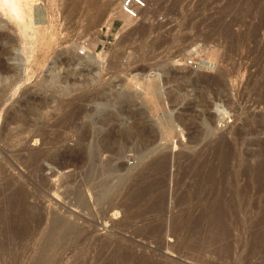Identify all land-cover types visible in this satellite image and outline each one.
<instances>
[{
	"label": "rangeland",
	"instance_id": "rangeland-1",
	"mask_svg": "<svg viewBox=\"0 0 264 264\" xmlns=\"http://www.w3.org/2000/svg\"><path fill=\"white\" fill-rule=\"evenodd\" d=\"M20 1L0 14V264H264V0H143L123 43L107 0ZM80 47L104 56L94 80L71 72ZM122 90L137 98L114 103ZM132 121L154 138L141 160L120 133ZM93 144L110 149L100 163L129 146L107 158L121 169L86 178ZM104 179L124 208L101 210ZM78 181L84 208L70 205Z\"/></svg>",
	"mask_w": 264,
	"mask_h": 264
},
{
	"label": "bare ground",
	"instance_id": "bare-ground-1",
	"mask_svg": "<svg viewBox=\"0 0 264 264\" xmlns=\"http://www.w3.org/2000/svg\"><path fill=\"white\" fill-rule=\"evenodd\" d=\"M19 1L20 0H0V14L2 15V17L4 16V15H11V17L12 16H14V17H18V14H19ZM68 1V0H67ZM66 1V2H67ZM78 1V0H77ZM120 1V0H119ZM147 1V0H146ZM21 2V1H20ZM63 2V1H62ZM69 2V1H68ZM67 2V3H68ZM76 2V1H75ZM81 2V1H80ZM80 2H78V5H79V3ZM107 3V6H108V8H110V7H112L111 9L112 10H110V11H112L111 12V14H109L110 16H111V18H113V17H116V16H118L120 19H121V21L123 22L122 24V27H120L121 29H119V31H118V33L116 34V36H115V39L117 40H122V39H126V38H121V39H119V37L121 36V33L122 32H124V33H126V35L127 34H130V32L128 33V32H126V31H129V30H132L133 28H132V26L133 25H129V24H134L133 22V20H130V19H128L124 14H122V12H121V4L119 5V3L117 2V0H107L106 1ZM123 2V1H122ZM71 3V2H70ZM82 3H83V1H82ZM117 3V4H116ZM73 4L74 5H77L76 3H72L71 5L73 6ZM117 6H116V5ZM68 5V4H67ZM88 5V4H87ZM145 5V4H144ZM65 6V5H64ZM80 6V5H79ZM79 6H77V7H79ZM115 6V7H114ZM146 6V5H145ZM72 8V7H71ZM74 8L75 7H73V11H74ZM78 9V8H77ZM72 10V9H71ZM109 10V9H108ZM146 10V9H145ZM144 9H143V13H144V11H145ZM148 11V10H147ZM142 13V10H140L139 11V13L138 14H141ZM150 13H151V11H150ZM149 13V14H150ZM108 14V13H107ZM142 15V14H141ZM144 15V14H143ZM146 15H144L143 17V20H145V18L147 19V17H145ZM150 16L152 17V13L150 14ZM4 18V17H3ZM149 18V17H148ZM151 19V18H150ZM149 19V20H150ZM148 20V19H147ZM5 21H3V23H4ZM144 22V21H143ZM145 23V22H144ZM147 21H146V24H143L142 23V25H146V27H147ZM150 23V22H149ZM165 23V22H164ZM162 25V24H161ZM160 25V26H161ZM149 26V25H148ZM163 26V25H162ZM134 27V29L133 30H135V29H139L140 27L138 26V28H135V27H137V26H133ZM153 27V26H152ZM157 27V26H156ZM159 27V26H158ZM157 27V28H158ZM148 28V27H147ZM161 28V27H160ZM149 29V28H148ZM147 29V30H148ZM151 29H153V28H151ZM150 29V30H151ZM133 30H132V32L131 33H133ZM146 30V31H147ZM150 30H148L149 31V33H150ZM155 30V29H154ZM152 31V30H151ZM134 32H136V31H134ZM123 33V35H125ZM122 35V37H125V36H123ZM117 40V41H118ZM119 41V42H120ZM123 41H125V40H123ZM152 41V40H151ZM122 42V41H121ZM117 43V42H116ZM115 43V44H116ZM123 43V42H122ZM118 44V43H117ZM116 44V45H117ZM92 46V45H91ZM118 46V45H117ZM119 46H121L120 44H119ZM153 46V45H152ZM82 47H80L79 49H81ZM83 49V48H82ZM78 50V49H77ZM84 51H83V55H76L74 52H72L71 53V56L73 57V62H74V64H73V67H72V70H71V72H72V74H76L78 77H80V78H83V80H85V79H88V80H94V79H96L97 78V76L99 75V73H100V71L102 70V68H103V63H104V56L102 55V54H97L96 52H95V50L93 51L92 49H89L88 47L87 48H85V49H83ZM20 51V50H19ZM13 52V55L14 56H12V60H15L16 58H17V56H16V52H18V50L17 49H14V51H12ZM21 52V51H20ZM101 52V51H100ZM19 53V52H18ZM76 53H78V52H76ZM20 54V53H19ZM205 63V62H204ZM16 64H14V66H15ZM161 68V67H160ZM165 68H161V70H159L160 71V73L161 74H159L156 70V72L158 73V75L157 74H154V76H156L158 79L161 77V76H163L162 74H166V73H164L165 72V70H164ZM178 69H181V70H185L186 68H184L183 66H181L180 64H179V67H178ZM85 71L86 73H84V74H81V71ZM150 72V71H149ZM50 73H51V75H53V77L55 78V75H56V73H55V68H53V69H51L50 70ZM148 73V72H147ZM188 74V72L186 71V72H181V75L184 77V76H186ZM149 75H151V74H149ZM133 76V75H132ZM144 77H139V79H137V78H135L136 76H133L132 77V80H133V82H134V84L135 85H143V83H144V81L146 80V78H149L148 77V75H143ZM152 76V75H151ZM201 78V77H200ZM207 78V77H206ZM215 79L216 78H213V79H210V80H208V81H210L209 82V84L211 85V87L212 86H216L217 84V86H216V89H215V91L216 90H219V84H220V82L222 81V80H220V82H218V80L216 79V82H215ZM150 81V80H149ZM162 80H160V82H161ZM158 83V82H157ZM160 84V83H159ZM209 85V86H210ZM147 86V85H146ZM133 87V86H132ZM138 87V86H137ZM141 87V86H140ZM152 87H153V85H152ZM154 87L155 88H157L158 87V85L157 84H155L154 83ZM134 89V88H133ZM140 89V88H139ZM121 90V89H120ZM143 90V89H142ZM123 91V90H122ZM120 91V93H116V94H114L113 95V97H114V99H113V102L115 103V101L114 100H117L119 103H121L122 104V102H125V103H130V102H132V99H133V101H134V99L135 98H137V95H135V94H133V93H131V92H127V91ZM141 91V90H140ZM170 91H172V90H170ZM138 92V91H137ZM162 92V91H161ZM134 93H136L135 91H134ZM168 94H169V91L167 92ZM219 93V92H218ZM171 94H173V92L171 93ZM175 94H178V93H175ZM174 95V94H173ZM134 96H136V97H134ZM169 97H170V94L168 95ZM179 96V95H178ZM112 97V96H111ZM112 97V98H113ZM172 97H174V96H172ZM176 98H178L177 96H175ZM108 98V97H107ZM139 98V97H138ZM182 98V97H181ZM183 98H184V96H183ZM106 99V98H105ZM109 99V98H108ZM175 99V98H174ZM179 99V98H178ZM110 100H111V98H110ZM173 100V99H172ZM178 101V100H177ZM112 102V101H111ZM180 102V101H179ZM203 102V101H202ZM201 102V103H202ZM208 102V101H207ZM103 103V102H102ZM100 104V103H98L99 105H96V109L97 110H99L98 112L100 113V111L101 110H104L105 109V107L106 106H109V104L110 103H108L107 105L105 104V102L103 103V104ZM210 103V102H209ZM120 104V105H121ZM131 104V103H130ZM203 104V103H202ZM111 105H112V103H111ZM133 105H134V103H133ZM205 105V104H204ZM207 105V104H206ZM209 105V104H208ZM207 105V106H208ZM214 105V104H213ZM113 106H116V105H114L113 104ZM118 106V105H117ZM127 106H129V109L131 110V107H130V105H127ZM110 107V106H109ZM120 107V106H119ZM122 107V106H121ZM204 107V106H203ZM223 107V106H222ZM220 105H216L215 104V108H216V112H214V113H216L215 114V117H216V119H221L220 117H222V111L223 110H221V108H222ZM114 108V107H113ZM112 108V110H114ZM116 109V108H115ZM122 109V108H121ZM203 109V108H202ZM224 109V108H223ZM109 110V109H108ZM111 110V109H110ZM109 110V111H110ZM139 110V109H138ZM124 111V110H123ZM129 111V110H128ZM172 111V110H171ZM101 112H103V111H101ZM118 112V111H117ZM201 112V111H200ZM202 112H203V110H202ZM202 112H201V115H204V114H202ZM98 113V114H99ZM112 113H114V112H112ZM116 113V112H115ZM120 113V112H119ZM139 115L138 116H140L139 117V119L141 120V122H142V120H143V116H144V114L143 113H141L140 111L139 112H137ZM204 113V112H203ZM126 114V116H127V114H129V113H125ZM174 114V113H173ZM107 115V114H106ZM105 115V116H106ZM115 115V114H114ZM118 115V114H117ZM130 115V114H129ZM131 115H133V114H131ZM136 115V114H135ZM178 115V114H177ZM196 115V114H195ZM200 115V114H199ZM104 116V115H103ZM102 116V117H103ZM120 116V115H119ZM123 116V115H122ZM125 116V117H126ZM174 116V115H173ZM172 116V114H170L169 115V120H171L172 119V121H175L176 119L174 118ZM198 116V115H197ZM101 117V116H100ZM113 117V116H112ZM135 117V116H134ZM180 117V116H179ZM178 117V119L177 120H180V118ZM193 117V116H192ZM200 117V116H199ZM122 118H124V116L122 117ZM131 118V117H130ZM176 118H177V116H176ZM194 118V117H193ZM207 118L208 117H206V118H204L203 116L202 117H200L199 118V124H198V126H200L201 128H202V130L203 131H201V132H204V133H206V134H210L211 133V126H210V122H209V119L207 120ZM110 119V118H109ZM114 119V118H113ZM112 119V120H113ZM126 119V118H125ZM134 119V118H133ZM175 119V120H174ZM196 119V118H195ZM104 121H105V119H103ZM106 120H108V119H106ZM123 120V119H122ZM129 120H131V119H129ZM176 120V122H178V124L179 123H181V124H183V121L181 122H179V121H177ZM184 120H186V119H184ZM121 121V120H120ZM127 121H128V119H127ZM134 121H135V119H134ZM144 121V120H143ZM247 121H249V122H251V123H254L255 121L254 120H252V119H246V121L244 122V124L240 127V129L241 130H245V126L247 125L246 123H247ZM106 122V121H105ZM123 122V121H122ZM129 122V121H128ZM127 122V123H128ZM139 123H133V121H132V123H133V125L131 124V122H130V124H131V126H127V127H124V129L122 130V132L120 131V133H121V135L123 134V135H127V137H129L128 135H130V137H134L135 139L137 138L138 139V141L137 140H135V141H137V142H133V143H135V144H130L131 142H130V140L132 139V138H127L128 140H129V145H133V149L131 150V148H130V152H132V151H134V153H133V156L135 155V154H137V158L139 157L140 158V160L141 159H143L147 154H149L148 153V146H149V144L151 143V142H153L152 141V139H154V138H151L150 136H147L146 135V131L148 130L147 128H145V126L143 125V123H140V121H138ZM146 122V121H145ZM144 122V123H145ZM186 122V121H185ZM102 123V122H101ZM104 123V122H103ZM125 123V122H124ZM127 123H125V124H127ZM106 124V123H105ZM123 124V123H122ZM140 124V125H139ZM25 125V124H24ZM174 126H175V124H173ZM105 126V125H104ZM122 126V125H121ZM182 126V125H181ZM198 126H196V127H198ZM178 127V126H177ZM185 127V126H184ZM176 128V127H175ZM182 128H183V126H182ZM147 129V130H146ZM171 129V128H170ZM177 129V128H176ZM172 130V129H171ZM149 131V130H148ZM181 131V130H180ZM182 132V131H181ZM196 132V131H195ZM250 132H255V130L254 131H250ZM117 133V132H116ZM149 133V132H148ZM177 133H178V130H177ZM85 134V133H84ZM83 134V135H84ZM196 134V133H195ZM198 134V133H197ZM114 135V134H113ZM122 135V136H123ZM131 135H134V136H131ZM149 135V134H148ZM103 136V135H102ZM105 136V139L107 138V136L106 135H104ZM103 136V137H104ZM136 136V137H135ZM102 137V138H103ZM109 137V136H108ZM121 137V136H120ZM119 137V138H120ZM110 138V137H109ZM117 139H118V137H116ZM125 138H126V136H125ZM82 139V141H83V138H81ZM116 139V140H117ZM127 139H126V141H127ZM104 140V139H103ZM124 141L123 139H121L120 138V141ZM102 141V140H101ZM100 140H99V142H101ZM119 141V140H118ZM117 141V142H118ZM119 141V142H120ZM121 141V142H122ZM131 141H133V140H131ZM103 142V141H102ZM105 142H108V144L110 143L109 141H108V138H107V141H105ZM112 142V141H111ZM114 142V141H113ZM112 142V143H113ZM118 142V143H119ZM120 142V143H121ZM104 143V142H103ZM117 143V144H118ZM116 143L115 144H112L113 146L115 145V147H116V145H117ZM122 144L124 145V142H122ZM121 144V145H122ZM103 145V147H101ZM104 145H106V144H101V145H98V146H96V145H92L93 147H91V148H89V149H91L90 150V152H89V155H88V158H89V167L87 168V170H86V178L88 177V175H90V173L92 172V170H95V169H98L99 170V172H100V174L101 175H103V174H108V173H113V172H115V171H117V170H120L121 168L120 167H114L113 165H112V160L114 159L113 158V155L115 156V153H121V151L123 150V149H125L126 147L125 146H118L116 149H113L114 151H116V152H114V154L112 155L111 154V156H110V158H108V156H107V158L108 159H112V160H108L107 158H105V160H106V162H104V160L102 161V160H100V161H102V163H100L99 162V156L101 155V153L102 152H105L106 150H108L109 148L107 147V149H105V147H104ZM109 146V145H108ZM112 146V147H113ZM128 146V145H127ZM109 147H111V146H109ZM124 147V148H123ZM112 149V148H111ZM127 149H129V146H128V148ZM127 149H125V151L127 150ZM88 150V149H87ZM110 150V149H109ZM152 150V149H151ZM125 151H122V153H125ZM88 152V151H87ZM107 152V151H106ZM109 152V151H108ZM107 152V153H108ZM127 152H129V151H127ZM149 152H151L150 150H149ZM122 153L120 154V155H122ZM109 154H110V152H109ZM108 154V155H109ZM177 154H178V152H177ZM104 155V154H103ZM105 155H107V154H105ZM104 155V156H105ZM168 155V154H167ZM136 156V155H135ZM163 156H164V153H163ZM173 156V155H172ZM171 156V157H172ZM180 156H182V155H180ZM179 156V157H180ZM102 157V156H101ZM168 157V156H167ZM170 157V158H171ZM118 158V157H117ZM120 158V157H119ZM169 158V157H168ZM108 160V161H107ZM157 160H159V157H158V159ZM164 160V159H163ZM172 160V159H171ZM169 161V160H168ZM167 161V162H168ZM179 161V160H178ZM104 162V163H103ZM174 163V162H173ZM176 163V162H175ZM88 166V165H87ZM85 175V174H84ZM66 177H68V176H66ZM103 177H104V175H103ZM72 178V177H71ZM70 178V179H71ZM85 178V179H86ZM128 179H130L129 177H127ZM68 179V178H67ZM128 179H126L127 181H128ZM69 180V179H68ZM84 180V179H83ZM125 180V181H126ZM70 181V180H69ZM80 181H82V179L80 180ZM64 182V181H63ZM68 182V181H67ZM85 182V181H84ZM84 182H82V183H84ZM78 184L75 186L74 185V189H73V191L71 192V194L73 195V198H72V203L70 204L71 206H74V207H79V208H84V206H85V203H84V201H83V192L81 191V186H80V184L82 185V183H80L79 181L77 182ZM80 183V184H79ZM85 183H87V180H86V182ZM102 185L99 187L100 189H98V190H96V193H95V195H96V197L100 200V199H103V200H106L104 203H103V201L101 200L100 202H102L103 203V205H102V207H101V210L103 211V212H107V211H116L117 209H120V208H124V205H122V204H119V203H112V198L110 199H108V197L109 196H111L110 194V187L107 185L108 183H107V181H106V179H104L102 182ZM63 184V183H62ZM67 183H65V185H66ZM84 185V184H83ZM129 185V183H124L123 184V186H125V189H126V187ZM87 186V185H86ZM82 188H83V186H82ZM84 188H85V185H84ZM83 190V189H82ZM67 213V212H66ZM104 213V214H105ZM108 213V212H107ZM65 219V218H64ZM64 219H62V218H55V221H56V225H55V228H58V227H60V226H63L64 227V229H65V231H70L71 230V228H72V224H70V223H64Z\"/></svg>",
	"mask_w": 264,
	"mask_h": 264
},
{
	"label": "built area",
	"instance_id": "built-area-1",
	"mask_svg": "<svg viewBox=\"0 0 264 264\" xmlns=\"http://www.w3.org/2000/svg\"><path fill=\"white\" fill-rule=\"evenodd\" d=\"M121 2V12L130 20H137L138 13L142 10L145 5L143 0H122ZM113 38L109 36H104L98 40L96 48H99L100 51L106 50L113 45ZM95 48V49H96ZM83 51L79 52V55H83Z\"/></svg>",
	"mask_w": 264,
	"mask_h": 264
},
{
	"label": "water",
	"instance_id": "water-1",
	"mask_svg": "<svg viewBox=\"0 0 264 264\" xmlns=\"http://www.w3.org/2000/svg\"><path fill=\"white\" fill-rule=\"evenodd\" d=\"M15 54H16V56H17L18 59H19L20 54H19L18 52H16ZM18 65H20V61H19V60H17V64H16L15 67H14V70H15V71H17L16 69H17V66H18ZM118 181H120V179L117 180V183H118Z\"/></svg>",
	"mask_w": 264,
	"mask_h": 264
}]
</instances>
